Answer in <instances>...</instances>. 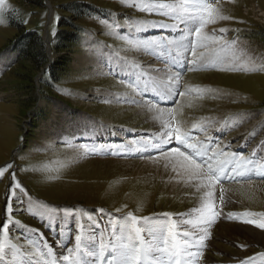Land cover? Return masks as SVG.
I'll return each instance as SVG.
<instances>
[{"label":"rangeland","instance_id":"1","mask_svg":"<svg viewBox=\"0 0 264 264\" xmlns=\"http://www.w3.org/2000/svg\"><path fill=\"white\" fill-rule=\"evenodd\" d=\"M150 2L2 0L0 3L3 20L0 23V168L12 165L0 175V218H6L3 209L6 196L11 195L12 172L25 190H16L19 199L12 201V219L19 224L10 226L5 237L18 251L6 247L3 264H47L51 260L44 254L41 238L30 229L43 233L53 249L54 259L67 254L68 247L74 248L78 222L83 224L86 238L93 232L97 238L103 233L105 241L112 225L120 234L119 227L128 213L160 220L165 219L162 214L171 213L184 229L197 230L183 224L184 219L193 222L197 219V213L192 211L199 207L196 196L181 192L182 182L175 179L168 158L142 148L143 141L155 138L161 130L159 125L145 119L146 113L140 114L142 108L150 114L148 102L163 107L150 93L160 91L152 83L157 73L167 70L186 73L182 87L179 85L185 94L175 95L168 107L174 109L175 123L182 129L194 124L202 127L203 130L198 127L189 131L193 143L208 145L211 140L212 149L219 145L229 155L234 152L254 159L256 174L264 168V0H207L220 15L228 18L220 19L219 25L226 26L222 30L213 28L211 23L204 26L210 41L207 47L197 48V55L210 58L209 66L192 70L183 62L173 64L176 52L162 47L168 41H179L187 35V30L153 27L154 22L178 24L179 21L142 10ZM75 3L87 8L80 18L71 12ZM9 20L41 37L48 55V63L41 70L36 72L31 63L16 60L12 43L19 32ZM122 31L130 40L154 41L156 48H133L129 41L121 39ZM62 33L79 36L80 43L67 44L66 49H51L55 38ZM100 45L118 49L112 51ZM187 58H192L190 52ZM54 62L57 67L51 75L45 67L53 66ZM30 79L35 85L33 105V96L28 92ZM124 80H129L130 85L147 86V93L134 91ZM189 83L209 86L185 85ZM114 90L132 98L123 99L124 93ZM233 115L236 117L232 118ZM240 142V147H248V153L246 148L236 150ZM252 182L256 183L254 193L239 188ZM221 184L234 187L243 204L226 199L222 205L224 215L209 226L208 239L199 250V264H240L245 258L264 252V242L238 238L230 226H246L261 232L264 229L243 223L245 217L227 216L246 211L264 213V176L249 173L245 178L222 180ZM44 209L53 213L64 209L78 212L77 217L50 216ZM98 209L114 213L118 218L111 216V220L104 213L101 218ZM217 224L226 225V229H213ZM58 240L62 246L57 244ZM261 261L257 257L252 264Z\"/></svg>","mask_w":264,"mask_h":264},{"label":"snow or ice","instance_id":"2","mask_svg":"<svg viewBox=\"0 0 264 264\" xmlns=\"http://www.w3.org/2000/svg\"><path fill=\"white\" fill-rule=\"evenodd\" d=\"M2 3V0H0ZM139 7L138 5H133ZM145 11L157 12L161 15L179 21L178 24H153V27L172 28L175 27L181 31L187 30V35L182 36L179 41H168L162 47L171 48L176 52V58L173 64L181 62V50L184 53L183 63L189 67V70L197 66L207 67L209 63L203 58V54L197 55L198 47H207L210 37L204 32V26L212 23L216 19H227L220 15L218 9L207 0H172V2L157 3L155 0L145 4ZM3 20L0 19V23ZM183 26V27H181ZM218 43V41H212ZM156 42L148 40H137L133 46L149 50ZM191 53V59L187 58V53ZM180 73L177 72L168 77V80L159 81L164 84L166 90L159 91L160 100L167 101L168 96L180 95L185 93L179 89ZM153 86L157 83L152 80ZM138 93H146L147 86L141 88L139 84L129 85ZM154 90L155 87H154ZM195 91H202L196 89ZM149 110H156L158 115L155 117L161 122V131L155 138L147 139L142 142L143 150H154L160 157L168 158L172 163L173 170L180 169L182 175L190 181H201L195 187L198 191L204 190L199 200V207L192 211L198 214L195 222L184 219L183 224L191 225L196 231H189L178 223L171 213L162 214L165 218L160 220L156 217H137L132 213L127 214V219L119 227V235L116 226L112 225V232L109 239L105 241L103 233L97 238L93 232L87 238L84 235V226L77 223V235L73 238L75 246L67 248V254L61 257L49 260L47 264H199L201 257V248L205 246V241L209 236V226L220 216L224 215L222 205L227 197L222 180L245 178L249 173L256 174L254 159L246 158L243 154L223 152L219 145L216 149L211 148V140L208 145L199 141L193 143L189 130L182 129L175 123V117L172 115V109L157 108L156 104L148 102ZM193 128L202 127L194 124ZM174 145V146H173ZM140 151V150H138ZM220 156L225 159H219ZM255 153H253V157ZM155 158V157H154ZM12 165L6 164L0 168V175L8 172ZM10 182L11 195L5 198V207L3 209L6 218H0V264H3L2 256L6 247L16 249V245L10 244L5 238L10 226L19 224V221L12 219L13 205L12 201L19 199L16 196V190L25 191L22 185L16 181L15 173H11ZM217 185H220L217 194ZM26 194V193H25ZM103 213V209H98ZM117 212L120 210L117 209ZM78 210L64 209L59 213H53L49 209H44L47 215L60 214L65 217H77ZM181 216L185 214H180ZM227 216L239 218L245 217L243 223L254 225L258 229H264V213L253 214L250 212L228 213ZM91 219V217H88ZM141 222H144L141 224ZM99 222H97L98 226ZM36 233L42 241V249L48 257L54 256L51 245L46 242L43 233L38 229H30ZM62 236V232L59 234ZM57 244L61 245L58 240ZM243 247V246H241ZM195 249V251H193ZM262 258L261 264H264V252L255 256H249L240 264H252L257 258Z\"/></svg>","mask_w":264,"mask_h":264},{"label":"bare ground","instance_id":"3","mask_svg":"<svg viewBox=\"0 0 264 264\" xmlns=\"http://www.w3.org/2000/svg\"><path fill=\"white\" fill-rule=\"evenodd\" d=\"M230 3V2H229ZM232 3V2H231ZM234 4V3H233ZM251 9V8H249ZM255 14V13H254ZM51 18V13L49 15V20ZM172 24H176V23H170L169 25H172ZM164 30H169V31H177L178 29L175 28V27H172V28H164ZM46 36H48L46 34ZM180 40V39H179ZM155 48V45H153L152 49ZM181 55V62L180 63H177L176 65H181V63L183 62V56H184V53L183 51H181L180 53ZM210 57H213V56H210ZM203 58L206 59L207 61L210 60V58H208L205 54L203 55ZM178 71H173V70H167V71H164V72H161V73H157L155 74L156 77H153V79H155L157 81V83L155 85H158L159 87H157L158 89H160V91H165L166 88H165V85L164 84H161L159 83V81H167L168 80V77L170 75H173L175 73H177ZM154 74V73H152ZM196 77V76H195ZM180 79V78H179ZM208 82V81H207ZM140 87L142 88L143 86L140 84ZM151 88V86L149 87ZM155 88V89H157ZM108 93V92H107ZM114 93V92H113ZM147 93V92H146ZM153 97H155L157 99V102H159L160 104L163 105V109H170L168 107V105L172 102V100L174 99V96L175 95H171V96H168V99L167 101H163V100H160V97L158 95V92L157 94H155L154 91H151L150 92ZM111 94V93H110ZM115 95V94H114ZM118 95V94H117ZM122 98H132L131 95H128L126 93L122 94ZM167 105V106H166ZM149 109V107H147ZM137 112V111H136ZM140 114H144L146 113V116H145V119H148L150 121H152L156 126V125H159L158 127L161 128V122L158 121L157 119H155V117L158 115L157 111L156 110H151L150 114H148L147 112V109H140ZM138 115V114H137ZM146 125V124H145ZM152 126V125H151ZM161 131V130H160ZM143 148V147H142ZM147 151H153V150H147ZM145 160V159H144ZM169 160V159H168ZM170 162V161H169ZM174 161H171V163H173ZM155 164V163H154ZM172 165V164H171ZM173 169V167H172ZM175 174H174V177L175 179L178 181L180 180L182 182V190L181 192L183 193H186V192H190V195L191 196H196V202L197 204L199 205V200H200V197L203 195V191L204 190H201V191H198L197 188L195 187L196 184H199V183H202L201 181H190L186 176L182 175V171L180 169H176L174 170ZM262 175H264V169L262 170V172L260 173ZM164 176V175H163ZM171 183V182H170ZM258 183V182H257ZM256 184V183H244L242 184V186H240L239 188L240 189H243L244 191L248 192V193H254V187L253 185ZM233 186V185H232ZM219 188L220 186H217V194L219 192ZM169 189V188H168ZM223 189H224V192H225V196L227 197L228 200H230V202H238L240 204H243L242 203V198L236 193L234 187H231L229 185H225L223 186ZM261 198V197H260ZM232 205V204H231ZM244 207V206H243ZM198 215V214H197ZM195 217V216H194ZM230 226V225H229ZM226 225L224 224H217L213 227V229H218V228H225ZM231 231H234L235 235L239 238V237H248L250 239H253V240H256L258 242H264V232H261V231H258L256 229H253V228H250V227H246V226H240V225H231ZM193 228V227H192ZM233 233V234H234ZM212 243V242H211ZM216 243V242H215ZM207 246V245H206ZM209 246V245H208ZM193 251H195V249H193ZM53 260V259H52Z\"/></svg>","mask_w":264,"mask_h":264},{"label":"trees","instance_id":"4","mask_svg":"<svg viewBox=\"0 0 264 264\" xmlns=\"http://www.w3.org/2000/svg\"><path fill=\"white\" fill-rule=\"evenodd\" d=\"M86 10H87L86 7L85 8L80 7L75 3L74 8L71 10V12H73V13H75V15H77L75 18H80V17H82L81 12L86 11ZM219 21H220V19H216L214 22L211 23V26L213 28H217V29L224 28L225 25H219ZM9 23H10V25L15 26V28L19 32L18 38L15 40V42L12 43V45L14 46V48L17 52V59L16 60H20L22 62L27 61V62L31 63V66L36 68V72L41 70L48 63V57H47L48 55H47L46 46H45L44 42L42 41L41 37L39 36V34H37L34 30L24 29V27L22 25L18 24L15 20H9ZM61 26H68V24H61ZM120 36H121V39L123 38L126 41H128L126 36L124 35L123 31L121 32ZM55 39H56L55 45L53 48H51V49H55V50L56 49H66L68 47L67 44L71 45L74 42L80 43V42H78V41H80L79 36H74V34H69L67 36H63V33H62V34L58 35L57 38H55ZM125 40H122V41L126 42ZM56 67H57L56 62H54L53 66L47 65V67H45V69L48 70L51 75H53L52 74L53 68H56ZM44 73H46V71L43 72V75H44ZM29 81H30V84L28 85V88H29L28 92H29L30 96L32 97L35 85L31 79ZM35 98L36 97L33 96L32 105H33V102L35 101ZM32 105H30V107ZM111 214L116 215L114 213H111Z\"/></svg>","mask_w":264,"mask_h":264},{"label":"water","instance_id":"5","mask_svg":"<svg viewBox=\"0 0 264 264\" xmlns=\"http://www.w3.org/2000/svg\"><path fill=\"white\" fill-rule=\"evenodd\" d=\"M45 41H46V39H45ZM46 43H47V41H46Z\"/></svg>","mask_w":264,"mask_h":264}]
</instances>
